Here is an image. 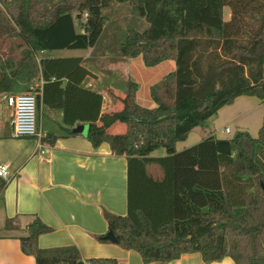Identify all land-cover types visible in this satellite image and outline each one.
I'll list each match as a JSON object with an SVG mask.
<instances>
[{
    "label": "trees",
    "instance_id": "1",
    "mask_svg": "<svg viewBox=\"0 0 264 264\" xmlns=\"http://www.w3.org/2000/svg\"><path fill=\"white\" fill-rule=\"evenodd\" d=\"M113 2L132 3L148 24L127 33L122 57H140L145 68L174 62V71L149 88L152 109L136 103L133 82L123 109L103 114L101 95L82 87L93 77L82 58L51 56L93 48L105 25L103 11ZM6 36L19 40L23 51L19 62L5 63L0 72V94L26 93L36 80L38 117L46 109L59 111L64 136L85 123L94 149L107 144L113 156L126 157L127 214L102 212L115 246L139 253L143 264H169L192 253L204 264L228 257L234 264H264V113L257 139L237 132L175 149L241 96L264 106V0H0V38ZM116 123L126 126L125 133L108 132ZM54 141L52 135L42 139ZM159 149L166 157L150 159ZM153 163L163 171L161 181L145 175ZM7 185L0 179V197ZM51 231L35 219L30 236L21 239L35 264H117L108 258L83 262L72 246L39 249L37 239ZM104 236L95 240L110 243Z\"/></svg>",
    "mask_w": 264,
    "mask_h": 264
},
{
    "label": "crops",
    "instance_id": "2",
    "mask_svg": "<svg viewBox=\"0 0 264 264\" xmlns=\"http://www.w3.org/2000/svg\"><path fill=\"white\" fill-rule=\"evenodd\" d=\"M61 51L53 52L51 56L65 58L56 56ZM46 54L43 52L39 56ZM135 59H98L100 68L105 69L101 73L98 67L86 64L87 58H82V66L93 75L83 81L82 87L101 95L103 114L123 109L120 100L127 95L125 86L131 81L128 68ZM163 64L148 69L160 68ZM174 68L169 65L168 70L173 72ZM6 96L0 94V163L8 167L10 177L0 197V264H35L34 256L21 242L22 238L30 236L28 227L35 219L52 229L37 239L39 249L72 246L80 253L83 262L108 258L116 260L117 264H143L139 253L95 240V236L107 234L103 211L115 216L127 214L126 157L113 156L107 144L94 149L86 140L88 126L85 123L73 127L74 136H64L61 112L46 109L39 118L40 134L43 137L52 135L55 141L52 144L43 143L45 154L38 158L35 138L12 136L9 126L11 110L5 104ZM263 113L264 106L260 101L241 96L232 105L224 106L211 123L212 118L209 119L205 128L191 131L187 136V139L190 135L192 137L189 144L186 139L178 142L176 152L188 150L208 136L224 140L233 138L237 132H245L252 139H257ZM225 128H229L230 133L226 134ZM198 129H206L203 137L196 133ZM125 131L126 126L121 123L108 130L111 135ZM154 152L149 155L150 159L166 157L165 152L161 155ZM144 172L153 181L163 179V171L155 163L147 164ZM169 264L204 263L199 253H192L182 255ZM210 264L234 263L228 257Z\"/></svg>",
    "mask_w": 264,
    "mask_h": 264
},
{
    "label": "rangeland",
    "instance_id": "3",
    "mask_svg": "<svg viewBox=\"0 0 264 264\" xmlns=\"http://www.w3.org/2000/svg\"><path fill=\"white\" fill-rule=\"evenodd\" d=\"M224 20H230V11L228 7L223 9ZM103 17L105 18V25L100 34V38L96 42L93 48L87 50H63L60 53H57V57L65 58H87L86 64L88 66L98 67L99 72L103 73L104 68H100L101 64L97 63L98 59L106 58L112 60H122L126 59L121 56L119 52L120 45L123 42L124 38L127 36L129 31L142 32L147 29L148 24L135 12L132 3L119 4L113 2L110 6L104 9ZM23 47L21 42L17 39L10 38L6 36L5 38H0V72L3 71L5 63L12 61L13 64L19 62L22 58ZM61 59V58H60ZM174 66L171 61L164 63L160 68L148 69L145 68L142 64L140 58L135 59L130 63V68H128L130 82H135L138 84V91L136 93V103L143 108L152 109L154 108V103L151 101L149 96V87L157 83L159 80L168 75L172 70L169 69V65ZM103 67V66H102ZM8 68L6 69V71ZM127 84V85H128ZM38 82L34 80L32 86H38ZM127 89V86H125ZM128 92V89H127ZM121 101V100H120ZM108 102V101H107ZM42 116L40 113L39 118ZM214 119V117L209 121ZM213 128V126H211ZM206 130V129H204ZM204 130L198 129L196 133L199 137L204 136ZM234 133V132H233ZM229 135V137H231ZM192 139L191 135L186 138V143L189 144ZM181 147V144L178 146ZM165 151L164 149L156 150L155 155H161Z\"/></svg>",
    "mask_w": 264,
    "mask_h": 264
},
{
    "label": "built area",
    "instance_id": "4",
    "mask_svg": "<svg viewBox=\"0 0 264 264\" xmlns=\"http://www.w3.org/2000/svg\"><path fill=\"white\" fill-rule=\"evenodd\" d=\"M84 21L86 15L83 17ZM30 86L26 93H9L5 97V104L11 110L9 126L12 129V136L15 138L32 137L36 139V153L38 158L45 154L42 139L45 138L40 134L39 117L37 109V91L40 86ZM226 134L230 133L229 128H225ZM10 175L8 167L0 163V179L8 181Z\"/></svg>",
    "mask_w": 264,
    "mask_h": 264
},
{
    "label": "water",
    "instance_id": "5",
    "mask_svg": "<svg viewBox=\"0 0 264 264\" xmlns=\"http://www.w3.org/2000/svg\"><path fill=\"white\" fill-rule=\"evenodd\" d=\"M76 19L79 20V16L78 15H77ZM78 23H79V21L77 22V25H78ZM104 239L109 241L112 244L116 243L115 235L113 233H111V232H107V234L104 236ZM24 247L27 250V252L29 253L28 247H26V246H24Z\"/></svg>",
    "mask_w": 264,
    "mask_h": 264
}]
</instances>
